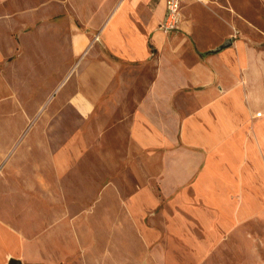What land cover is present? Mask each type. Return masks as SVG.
<instances>
[{
  "label": "crops",
  "instance_id": "obj_1",
  "mask_svg": "<svg viewBox=\"0 0 264 264\" xmlns=\"http://www.w3.org/2000/svg\"><path fill=\"white\" fill-rule=\"evenodd\" d=\"M8 5L14 11H1ZM0 12V58L37 44L29 52H67L59 62L17 66L73 70L58 96H70L82 118L124 111L127 142L99 138L96 149H136L140 180L155 179L163 198L209 227L264 217V42L236 37L213 52L199 42L190 10L179 30L166 32V0H0ZM30 35L37 40L25 42ZM15 88L0 70V97L20 96ZM80 144L69 139L60 148ZM78 163L61 157L60 173ZM8 227L0 264L14 254L11 237L25 245Z\"/></svg>",
  "mask_w": 264,
  "mask_h": 264
},
{
  "label": "rangeland",
  "instance_id": "obj_2",
  "mask_svg": "<svg viewBox=\"0 0 264 264\" xmlns=\"http://www.w3.org/2000/svg\"><path fill=\"white\" fill-rule=\"evenodd\" d=\"M188 6L207 48L236 37L264 42V0H185L184 19ZM31 39L37 40L24 36ZM30 48L0 58V70L20 95L0 97V232L14 226L26 240L22 245L11 237L14 254L5 264H264V217L209 227L163 198L155 179L135 173L142 170L136 149L95 148L99 138L127 142L124 111L82 118L70 96H58L73 70L17 66L59 62L68 53ZM69 139L82 144L62 150ZM61 157H78L77 171L61 174ZM139 186L149 188L136 199Z\"/></svg>",
  "mask_w": 264,
  "mask_h": 264
},
{
  "label": "built area",
  "instance_id": "obj_3",
  "mask_svg": "<svg viewBox=\"0 0 264 264\" xmlns=\"http://www.w3.org/2000/svg\"><path fill=\"white\" fill-rule=\"evenodd\" d=\"M183 1L184 0H166V14L160 23V28L169 32L177 30L183 16Z\"/></svg>",
  "mask_w": 264,
  "mask_h": 264
},
{
  "label": "water",
  "instance_id": "obj_4",
  "mask_svg": "<svg viewBox=\"0 0 264 264\" xmlns=\"http://www.w3.org/2000/svg\"><path fill=\"white\" fill-rule=\"evenodd\" d=\"M233 39L232 38H229L227 39L224 43H222L221 45H219L217 48L213 49V52H217L227 46H229L231 43H232ZM14 263L15 264H22V262L20 260H14Z\"/></svg>",
  "mask_w": 264,
  "mask_h": 264
}]
</instances>
